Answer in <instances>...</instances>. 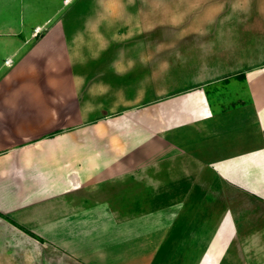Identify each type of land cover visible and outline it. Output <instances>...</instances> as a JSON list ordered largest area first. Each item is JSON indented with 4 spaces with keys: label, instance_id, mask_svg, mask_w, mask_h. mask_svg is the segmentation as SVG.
Listing matches in <instances>:
<instances>
[{
    "label": "crops",
    "instance_id": "0c3cea01",
    "mask_svg": "<svg viewBox=\"0 0 264 264\" xmlns=\"http://www.w3.org/2000/svg\"><path fill=\"white\" fill-rule=\"evenodd\" d=\"M192 4L0 0V261L51 245L86 264H264V0L245 22L232 5L228 51L195 45Z\"/></svg>",
    "mask_w": 264,
    "mask_h": 264
},
{
    "label": "rangeland",
    "instance_id": "374dc122",
    "mask_svg": "<svg viewBox=\"0 0 264 264\" xmlns=\"http://www.w3.org/2000/svg\"><path fill=\"white\" fill-rule=\"evenodd\" d=\"M193 10L196 8H199L202 4L203 12L200 14L197 11L192 12V21L193 25L195 23L196 30H193L195 40V45L200 46H208L209 49L213 45V43L222 41L224 44V50L228 51L231 50L230 47H226L227 44V38L230 37V32L233 30V23H235L236 18L233 17V8L232 5H237L238 0H191ZM240 1V20L245 22L247 19V2L248 0H239ZM235 16V15H234ZM1 17L5 20L8 17V14L4 13L1 14ZM222 19H224L222 21ZM205 22H207V27H201L205 25ZM246 32L243 31V35L239 37V43L241 49H245L246 51L240 52V53H249L253 52L252 50L255 47V40H256V34L260 31V27L254 26L252 21L247 22L245 26ZM183 31L181 30H178ZM201 34V35H200ZM164 36V35H162ZM161 36V37H162ZM201 37V39H196V37ZM260 37V35H259ZM216 42V43H217ZM217 45H220L218 43ZM215 46V45H214ZM187 46L184 44L177 43L176 44V50L178 52L183 51V48H186ZM223 47V46H221ZM231 54V51L228 52ZM237 53V52H236ZM235 54V53H234ZM192 66H187V68L184 70V72L180 71V69L177 67L174 69L173 74L175 77L188 75L191 73ZM243 85L242 82H239L237 79H230L229 82H218L215 83L213 86H210L208 88L209 94L211 97V100L216 101V98H218V95H224V103H229L230 96H233L231 91L233 90L232 86H239ZM222 92V94H221ZM209 203L207 204V206ZM194 207V206H193ZM192 207V209H193ZM203 210L209 211V209L205 206H202ZM209 207V206H208ZM3 261H0V264H2ZM9 262H4L3 264H8ZM31 264H86L84 261L77 257V255L72 254L70 252H66L64 250L58 249L55 246L48 245L47 251L39 250L36 248H33V252L31 254ZM128 264V263H127Z\"/></svg>",
    "mask_w": 264,
    "mask_h": 264
},
{
    "label": "built area",
    "instance_id": "2783aa9c",
    "mask_svg": "<svg viewBox=\"0 0 264 264\" xmlns=\"http://www.w3.org/2000/svg\"><path fill=\"white\" fill-rule=\"evenodd\" d=\"M38 30V29H37Z\"/></svg>",
    "mask_w": 264,
    "mask_h": 264
}]
</instances>
